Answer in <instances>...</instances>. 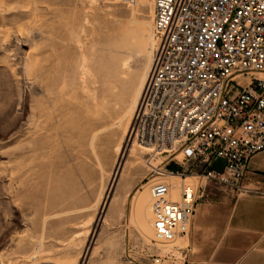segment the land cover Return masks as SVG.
Masks as SVG:
<instances>
[{
    "label": "rangeland",
    "instance_id": "1",
    "mask_svg": "<svg viewBox=\"0 0 264 264\" xmlns=\"http://www.w3.org/2000/svg\"><path fill=\"white\" fill-rule=\"evenodd\" d=\"M152 17L148 0H0V264L186 262L188 233L171 243L143 235L147 150L128 136L155 49ZM161 160L151 163L199 172ZM207 190L199 202L236 196ZM129 202L145 203L135 236L116 218Z\"/></svg>",
    "mask_w": 264,
    "mask_h": 264
},
{
    "label": "built area",
    "instance_id": "2",
    "mask_svg": "<svg viewBox=\"0 0 264 264\" xmlns=\"http://www.w3.org/2000/svg\"><path fill=\"white\" fill-rule=\"evenodd\" d=\"M148 1L155 49L129 137L147 149L152 241L171 243L188 233L208 183L237 195L264 151V0ZM157 157L199 168L189 175L199 182Z\"/></svg>",
    "mask_w": 264,
    "mask_h": 264
},
{
    "label": "crops",
    "instance_id": "3",
    "mask_svg": "<svg viewBox=\"0 0 264 264\" xmlns=\"http://www.w3.org/2000/svg\"><path fill=\"white\" fill-rule=\"evenodd\" d=\"M241 185L242 191L232 200L198 203L184 264H264V151L249 158ZM145 216V203L136 202L125 203L116 213L129 236L136 235L135 222H143Z\"/></svg>",
    "mask_w": 264,
    "mask_h": 264
},
{
    "label": "bare ground",
    "instance_id": "4",
    "mask_svg": "<svg viewBox=\"0 0 264 264\" xmlns=\"http://www.w3.org/2000/svg\"><path fill=\"white\" fill-rule=\"evenodd\" d=\"M145 1H147V0H145ZM145 1H144V2H145ZM146 77H147V76H146ZM145 80H146V79H145ZM144 83H145V82H144ZM143 85H144V84H143ZM141 90H142V89H141ZM140 94H141V93H140ZM131 120H132V119H131ZM129 133H130V127H129V130H128V136H129ZM128 136H127V138H128ZM132 145H134V144H132ZM132 145H131V146H132ZM140 148H142V149H144V150H147L146 148H143V147H140ZM188 178H192V177H189V176H188ZM188 178H187V179H188ZM171 179H172V181H173V180H177L178 178H176V177H172ZM178 180H179V179H178ZM178 180H177V181H178ZM176 187H177V186H176ZM149 223H150V222H149ZM144 231H145V232L143 233V235H144L145 239H146L147 241H149V240L152 238V233H151L150 229H148V228H146V227H145ZM181 238H182V237H181Z\"/></svg>",
    "mask_w": 264,
    "mask_h": 264
}]
</instances>
